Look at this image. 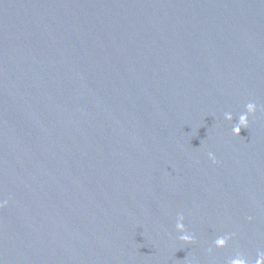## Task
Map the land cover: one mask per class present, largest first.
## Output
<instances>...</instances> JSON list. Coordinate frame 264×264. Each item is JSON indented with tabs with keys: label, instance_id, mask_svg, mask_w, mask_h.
Instances as JSON below:
<instances>
[{
	"label": "water",
	"instance_id": "water-1",
	"mask_svg": "<svg viewBox=\"0 0 264 264\" xmlns=\"http://www.w3.org/2000/svg\"><path fill=\"white\" fill-rule=\"evenodd\" d=\"M4 200L3 264L254 262L264 0H0Z\"/></svg>",
	"mask_w": 264,
	"mask_h": 264
},
{
	"label": "clouds",
	"instance_id": "clouds-1",
	"mask_svg": "<svg viewBox=\"0 0 264 264\" xmlns=\"http://www.w3.org/2000/svg\"><path fill=\"white\" fill-rule=\"evenodd\" d=\"M257 112V105L253 102H249L245 105V110L239 114L238 122L232 127V134L236 137L240 136L241 129H248L249 127V118L254 117ZM224 119L228 122L233 120V114L231 112L224 113ZM208 158L216 163V158L212 153L208 154ZM7 205V201H0V207ZM184 216L182 214L177 215L175 221V230L179 233L178 240L183 244H192L194 243V237L192 234L187 232L184 224ZM230 236H221L215 239L214 246L218 249H223L227 246ZM211 251V249H209ZM0 264H3L0 261ZM227 264H264V252H258L254 262H250L249 259L243 255L237 254L236 256L230 258L227 261Z\"/></svg>",
	"mask_w": 264,
	"mask_h": 264
}]
</instances>
